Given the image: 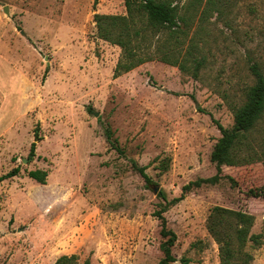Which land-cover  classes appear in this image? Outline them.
Segmentation results:
<instances>
[{
	"label": "rangeland",
	"instance_id": "374dc122",
	"mask_svg": "<svg viewBox=\"0 0 264 264\" xmlns=\"http://www.w3.org/2000/svg\"><path fill=\"white\" fill-rule=\"evenodd\" d=\"M208 1L190 12L181 2L184 68L163 60L167 33H150L151 60L115 76L122 50L98 38L94 17L127 15L125 0H0V177L20 169L0 181V264H159L158 211L177 234L173 264H220L207 228L217 206L253 216L261 244L246 250L264 264V199L248 196L264 187V116L238 149L248 162L223 167L236 186L205 182L217 174L213 119L231 128L252 67L264 74V0ZM36 169L46 185L28 176Z\"/></svg>",
	"mask_w": 264,
	"mask_h": 264
},
{
	"label": "trees",
	"instance_id": "16d2710c",
	"mask_svg": "<svg viewBox=\"0 0 264 264\" xmlns=\"http://www.w3.org/2000/svg\"><path fill=\"white\" fill-rule=\"evenodd\" d=\"M181 2L182 0H125L127 15H95L98 38L116 45L122 50V59L115 68V76L131 72L151 60L152 57L147 53L145 47L150 41V33L155 35L167 33V42L172 53H166L163 60L184 68L181 60L175 57L178 46L184 43L181 40L182 36L188 35L185 27L189 26L190 20L187 14H182ZM209 2L211 3L212 0ZM202 4L203 0H190L187 6L188 12L196 10ZM252 71L256 82L248 89L245 103L235 109L234 125L227 128L213 119L221 133L211 154V161L216 164L217 174L205 182L217 183L226 177L236 186L233 177L223 175V167L238 166L248 162L245 157L240 158L238 149L242 145H246V149L249 147L248 143H245L247 134L258 125L264 116V74L257 66H253ZM104 136L110 149L116 150L119 154L123 153V149L115 137V132L110 127L105 129ZM38 140L40 138L37 131L36 141L31 146L30 158H34L36 155ZM260 160L264 165V153ZM133 166L145 181L150 182L146 167L139 166L136 162L133 163ZM19 172L20 169L16 168L0 177V181L15 177ZM28 176L37 183L46 185L49 171L36 169L29 171ZM199 182L185 186L184 194L174 199L172 203L182 201L185 194L191 191L194 185H200ZM248 196L264 199V187L249 190ZM154 216L161 223V236L165 239L161 244L163 258L159 264H173L177 261L173 254V248L178 239L177 234L168 227L162 211L156 212ZM253 223L254 218L248 213L220 206L212 209L207 228L214 241L219 245L220 264H251L253 255L246 250L247 245L249 242L261 244V235L251 234ZM78 259L77 255H64L56 261V264H78ZM85 264H90L89 260Z\"/></svg>",
	"mask_w": 264,
	"mask_h": 264
},
{
	"label": "water",
	"instance_id": "95a60500",
	"mask_svg": "<svg viewBox=\"0 0 264 264\" xmlns=\"http://www.w3.org/2000/svg\"><path fill=\"white\" fill-rule=\"evenodd\" d=\"M5 12L8 13V9H7V7L5 8ZM23 33H24V32H23ZM24 163H27V160H24ZM158 190H159L158 188H155V189H154L155 192H158Z\"/></svg>",
	"mask_w": 264,
	"mask_h": 264
}]
</instances>
